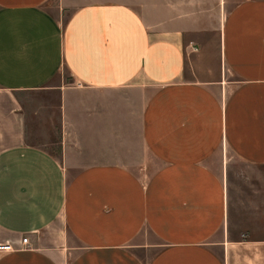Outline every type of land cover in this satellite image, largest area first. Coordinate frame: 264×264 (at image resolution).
<instances>
[{"label":"crops","instance_id":"crops-1","mask_svg":"<svg viewBox=\"0 0 264 264\" xmlns=\"http://www.w3.org/2000/svg\"><path fill=\"white\" fill-rule=\"evenodd\" d=\"M233 161L264 168V0H0V264H264Z\"/></svg>","mask_w":264,"mask_h":264},{"label":"rangeland","instance_id":"rangeland-1","mask_svg":"<svg viewBox=\"0 0 264 264\" xmlns=\"http://www.w3.org/2000/svg\"><path fill=\"white\" fill-rule=\"evenodd\" d=\"M232 5L236 4V0H231ZM67 83H71L72 78L68 74H64ZM226 73V77H227ZM37 101H35L36 103ZM48 103L47 100L42 103ZM32 101H29L30 109H33ZM47 118V116H46ZM54 154L58 152L57 145L55 143L48 147ZM228 157L229 154H228ZM231 160V159H230ZM231 165L232 176V204L235 209H238L240 213H236L239 217L242 216V226L249 229L252 232H256L257 228H264V221H258L257 216H264V212L261 210H255L258 205L264 207V168H245L239 163L233 161ZM242 240H262V239H242Z\"/></svg>","mask_w":264,"mask_h":264},{"label":"built area","instance_id":"built-area-1","mask_svg":"<svg viewBox=\"0 0 264 264\" xmlns=\"http://www.w3.org/2000/svg\"><path fill=\"white\" fill-rule=\"evenodd\" d=\"M22 246L29 247V238L25 237L22 240ZM11 247L9 245H0V251H10Z\"/></svg>","mask_w":264,"mask_h":264}]
</instances>
